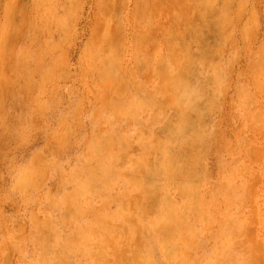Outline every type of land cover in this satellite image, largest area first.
<instances>
[{
    "label": "rangeland",
    "instance_id": "obj_1",
    "mask_svg": "<svg viewBox=\"0 0 264 264\" xmlns=\"http://www.w3.org/2000/svg\"><path fill=\"white\" fill-rule=\"evenodd\" d=\"M0 264H264V0H0Z\"/></svg>",
    "mask_w": 264,
    "mask_h": 264
}]
</instances>
